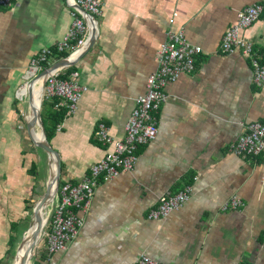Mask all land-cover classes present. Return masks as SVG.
Segmentation results:
<instances>
[{
	"label": "crops",
	"instance_id": "0c3cea01",
	"mask_svg": "<svg viewBox=\"0 0 264 264\" xmlns=\"http://www.w3.org/2000/svg\"><path fill=\"white\" fill-rule=\"evenodd\" d=\"M263 2L102 0L97 43L74 66L88 92L50 142L61 157L64 183L91 176L111 151L98 142L101 122L116 141L126 140L174 13V30L200 49L197 71L168 86L169 99L156 114L158 138L140 149L135 169L101 180L78 239L56 254L45 243L31 264H140L143 256L160 264H264V157L230 152L248 125L264 123V84H254L241 51L222 50L239 12ZM71 21L67 0H14L12 8H0V264H9L19 250L30 200L46 188L40 172L32 173L35 165L44 166L49 178L54 173L50 155L28 132L31 112L23 113L16 93L31 60L43 49L54 50ZM244 39L264 64V16ZM62 59L55 53L49 64ZM49 104L52 112L61 108L56 100ZM188 187L191 199L179 210L150 218L161 198ZM233 198L243 206L224 210Z\"/></svg>",
	"mask_w": 264,
	"mask_h": 264
},
{
	"label": "built area",
	"instance_id": "2783aa9c",
	"mask_svg": "<svg viewBox=\"0 0 264 264\" xmlns=\"http://www.w3.org/2000/svg\"><path fill=\"white\" fill-rule=\"evenodd\" d=\"M71 8V25L54 50L43 49L31 60L24 76V84L18 89V99H29L30 86H42V103L44 100L58 102V107H67L68 114L75 112L77 105L88 88L79 82L77 72L63 78L64 69L54 70L45 75L50 67L49 61L55 55L66 54L63 59L76 60L88 48L92 39V23L98 27V17L103 15L102 0H67ZM14 0H0V7L12 8ZM264 16V2L247 6L238 14L237 21L225 34L222 50L225 55L241 51L249 59L254 70V84H264V64L261 55L252 43L244 39V34L252 25ZM177 13L170 20L171 31L166 42L161 46L157 63L158 68L146 85L147 93L136 100V107L127 125V138L118 142L112 136V129L106 122L99 124L98 142L111 151L98 165L92 167L91 176L79 183L60 184L51 204L52 210L47 217L44 240L50 254L67 251L71 243L78 239L85 227V214L90 210L97 187L102 179L113 180L125 173H131L138 161L140 148L150 145L159 135L156 114L169 95L167 88L181 77L194 75L197 71L196 58L200 49L190 44L182 30H174L173 25ZM95 18L96 20H92ZM230 152L242 159L264 157V123L255 122L247 126L245 134L231 145ZM191 187L173 196L163 197L158 207L150 214V218L166 217L169 213L179 210L191 199ZM243 202L233 198L224 206V210L239 209ZM43 236V235H42ZM140 264H160L143 256Z\"/></svg>",
	"mask_w": 264,
	"mask_h": 264
},
{
	"label": "water",
	"instance_id": "95a60500",
	"mask_svg": "<svg viewBox=\"0 0 264 264\" xmlns=\"http://www.w3.org/2000/svg\"><path fill=\"white\" fill-rule=\"evenodd\" d=\"M92 20H96V19L92 18ZM98 35H99L98 27H97V25L92 23V39H91V42H90L88 48L86 49V51L83 52L76 60H72V61L69 60V59L60 60L59 62H57L53 66H50L44 72V74L47 75V74L51 73L54 70H58V69H61V68H69V67L77 65L81 61V59L83 57H85L88 54V52H90L91 49L96 45L97 40H98ZM41 105H42V102L40 104L39 110H35L36 111L35 119L27 124V128H28V132H29L33 142L35 143V145L37 147L41 148L42 150L46 151L50 155L51 160L53 162V165L55 167V171L52 174V176L49 178V181L46 184L45 191L42 194L39 202L37 203V205H36V207L34 209V216H33V219H32L31 225H30V230L26 234L22 245L19 247L16 259H18L19 255L21 253V250H22L23 246L25 245L26 241L31 239V241H32V243L30 245L31 249L29 250L30 258H28L26 260L23 259V264L24 263L25 264H31V261H32V258H33V253H34L35 249L37 248L39 242L41 241V239L39 238L38 242L37 241H35V243L33 242V236H32L33 225L35 224V222H37L38 218H39L38 220L40 222L41 218H40L39 215L41 213L43 215L45 214L46 208L48 206H50L51 203L53 202V200H54V198L56 196V193L58 191V188H59V186L61 184V164H62L61 163V157H60L59 153L57 152V150L54 147L51 146L50 142L47 139L46 131H45V128H44V123H43L42 116H41V110H40ZM29 107L32 108V87L29 89ZM32 110L34 112L33 108H32ZM37 126H38V128L40 129V132L43 135V140L42 141H37L34 138V136H33V131H35ZM54 167H53V170H54ZM53 184H54L55 188H54V191L51 192V185H53ZM43 230H44V226L41 227V229L39 227V229H37L36 235L41 234V237H42Z\"/></svg>",
	"mask_w": 264,
	"mask_h": 264
},
{
	"label": "rangeland",
	"instance_id": "374dc122",
	"mask_svg": "<svg viewBox=\"0 0 264 264\" xmlns=\"http://www.w3.org/2000/svg\"><path fill=\"white\" fill-rule=\"evenodd\" d=\"M98 20H99V22H100V24H102V18L101 17H98ZM54 64H56V62H52V66L54 65ZM78 66V65H77ZM76 68V67H75ZM42 99L43 98H41V100H40V104H41V102H42ZM19 103H20V107H21V109L23 110V113H28V112H31L30 111V107H29V99H23V100H20L19 99ZM40 110H41V116H42V120H43V123H44V121L47 123V122H49L50 120H49V115H50V113L52 112V107H51V105L49 104V102L48 101H43V104L41 105V108H40ZM31 114V113H30ZM37 130L40 132V129L38 128V126H37ZM29 135V134H28ZM34 136H35V133H34ZM36 140H37V138L36 137H34ZM40 152H42L43 154H45V156H49V154L46 152V151H44V150H42L41 148H37ZM39 172H40V174H41V176H42V179H46L47 180V183H48V181H49V177L47 176V169L46 168H44V166H42V165H40L39 166ZM40 179H41V177H40ZM38 191V190H37ZM44 191H45V189H44ZM44 191L43 190H41V193H39V195L37 194L36 195V199H35V202L34 203H30V205H32L33 207H34V205H35V203L37 202H39V200H40V198H41V196H42V194L44 193ZM29 205V207H31ZM52 207H53V204H51L50 206H48L47 208H46V210H45V214L43 215L42 213H41V215H40V218H41V221L43 220V219H45V224H44V230H43V233H42V237H41V241L39 242V244H38V246H37V248H39V247H42L44 244H45V240H44V233L46 232V226H47V217H49V213H50V211L52 210ZM35 209V208H34ZM34 209L32 210V211H30L29 212V214H28V221L24 224V231L22 232V237H21V244L19 245V246H21L22 245V243H23V240H24V238H25V236H26V234L28 233V231L30 230V225H31V222H32V219H33V216H34ZM45 216V217H44ZM18 245H17V247H19ZM36 248V249H37ZM16 251V254L11 258V261H10V263L9 264H15V261H16V257H17V253H18V251L17 250H15ZM15 251H13L14 253H15ZM12 252V253H13ZM31 263H32V261H31Z\"/></svg>",
	"mask_w": 264,
	"mask_h": 264
},
{
	"label": "bare ground",
	"instance_id": "6f19581e",
	"mask_svg": "<svg viewBox=\"0 0 264 264\" xmlns=\"http://www.w3.org/2000/svg\"><path fill=\"white\" fill-rule=\"evenodd\" d=\"M31 87H32V108L34 109V112H33L32 108H30L31 109L30 116H31L32 120H34L35 119V113H36L35 110H39V107H40V100L42 97V86L41 85L35 86V84H33ZM34 133L37 134V141L43 140V135L41 132H39L38 130L35 129V131H33V134ZM53 167H54V165H53ZM53 171H55V167H54ZM54 188H55L54 184L51 185V192L54 191ZM38 219H37V222H35V224L33 225L32 236H33V242L34 243H35V241L38 242L39 238L41 239V234L36 235L37 229H39V227L41 229V227H43L45 224V219H43L42 221L40 220V222ZM31 243H32L31 239L26 241L25 245L23 246V248L21 250V253H20L18 259H16V261H15V264H23V259L26 260V259L30 258L29 250L31 249L30 248Z\"/></svg>",
	"mask_w": 264,
	"mask_h": 264
},
{
	"label": "trees",
	"instance_id": "16d2710c",
	"mask_svg": "<svg viewBox=\"0 0 264 264\" xmlns=\"http://www.w3.org/2000/svg\"><path fill=\"white\" fill-rule=\"evenodd\" d=\"M2 8V7H0ZM67 57L66 54H60V58H65ZM68 72L65 73V75H63V78H68V76H70V73H73L75 71V67L72 66V67H69L67 68ZM44 101H48V100H44ZM50 102V101H48ZM56 104L52 102V107H54ZM68 113V108L67 107H61L60 110L58 111H53L50 113L49 115V122H45L44 121V128H45V131H46V135H47V139L49 142H51L52 138H54L58 128H59V125L61 124V122L66 118V115ZM148 146V145H147ZM145 146V147H147ZM144 147L140 148V149H143ZM139 149V151H140ZM139 151H138V156H139ZM259 157H262V156H259ZM251 158H258V157H251ZM37 164V163H36ZM38 172H39V166L35 165V170H33V174L34 176L38 177ZM61 184H64L63 180H61ZM41 193V192H40ZM38 194V192L36 191V195ZM36 195L34 196V198H32L30 200V203H34L35 202V199H36ZM39 195V194H38ZM37 205V202L35 203L34 207L32 205H30L31 207H29V212L32 211ZM17 240H15L16 242ZM14 242V244H15Z\"/></svg>",
	"mask_w": 264,
	"mask_h": 264
}]
</instances>
